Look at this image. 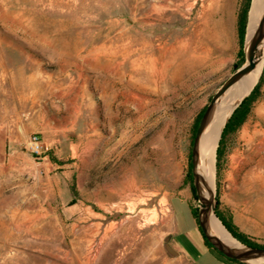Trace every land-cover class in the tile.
<instances>
[{
    "label": "rangeland",
    "instance_id": "rangeland-1",
    "mask_svg": "<svg viewBox=\"0 0 264 264\" xmlns=\"http://www.w3.org/2000/svg\"><path fill=\"white\" fill-rule=\"evenodd\" d=\"M241 2L0 0V264H189L165 250L171 205L184 223L181 198L198 209L193 130L238 63ZM262 65L213 179L219 212L258 245Z\"/></svg>",
    "mask_w": 264,
    "mask_h": 264
},
{
    "label": "water",
    "instance_id": "water-1",
    "mask_svg": "<svg viewBox=\"0 0 264 264\" xmlns=\"http://www.w3.org/2000/svg\"><path fill=\"white\" fill-rule=\"evenodd\" d=\"M253 0H251L250 9L251 11ZM244 64L234 71L217 89L214 95L211 97L209 104L205 108L204 114L200 119L198 124L191 149V173L192 182L194 190L198 201V213L197 220L198 226L207 240V242L219 253H221L225 258L236 261L239 264H264V248H254L248 245L242 244L237 239H235L228 230L224 227L222 222L219 220L216 211L218 207V200L216 197L215 189L210 190L208 188V182L201 172L200 168V144L205 130L210 124L218 103L222 100L228 91L239 81H241L245 76L250 74L261 62L264 63V9L260 15L257 26L255 27L252 34L248 35V23L246 26V34L244 41ZM263 66V65H262ZM255 86V85H254ZM254 87L242 97L233 107L230 109V114L227 117L218 142V148L222 132L224 127L234 111L241 105V103L250 95ZM216 156V155H215ZM215 218L219 221L224 231H226L235 241L233 243H225L222 241L212 230L211 221ZM171 236L165 239V250L170 256H175L176 252L170 246Z\"/></svg>",
    "mask_w": 264,
    "mask_h": 264
},
{
    "label": "bare ground",
    "instance_id": "bare-ground-1",
    "mask_svg": "<svg viewBox=\"0 0 264 264\" xmlns=\"http://www.w3.org/2000/svg\"><path fill=\"white\" fill-rule=\"evenodd\" d=\"M264 9V0H253L251 11L248 18V35L252 34L258 24L260 15ZM262 62L241 81L236 83L218 103L216 112L204 132L200 144V168L201 172L208 182V188L213 190V179L215 172V150L221 129L230 114V109L242 97L250 92L253 85L259 78ZM264 153V141L259 150ZM211 228L213 232L225 243L236 244V241L222 228L219 221L212 218ZM138 259V258H137ZM136 261V260H135ZM137 262V261H136ZM140 264H144V256L139 258ZM135 263V262H134ZM136 264V263H135Z\"/></svg>",
    "mask_w": 264,
    "mask_h": 264
},
{
    "label": "trees",
    "instance_id": "trees-1",
    "mask_svg": "<svg viewBox=\"0 0 264 264\" xmlns=\"http://www.w3.org/2000/svg\"><path fill=\"white\" fill-rule=\"evenodd\" d=\"M250 2L251 0H242V2L240 3V7H239V11H238V17H237V30H238V39H239V43H240V50L238 53V63L235 65L234 67V71H236L237 69H239L243 63H244V53H243V41L245 38V34H246V26H247V17H248V11L250 8ZM258 90V87H256L254 89V91L241 103V105L234 111V113L232 114V116L230 117V119L228 120V122L226 123L224 130L222 132L221 135V139L219 142V147L217 148V167L219 168L220 166V161L221 158L223 156V145H224V141L226 139V137L229 134L234 133L235 131H237L239 129V127L243 124V122L245 121L247 115L250 112V108L252 106V103L255 101V94ZM205 109H203L201 111V113L198 116V119L196 121L194 130H193V136H195L198 124L200 122V119L202 118L203 114H204ZM194 139V138H193ZM188 178L190 180L191 183V190L192 193L194 195L195 198L196 197V193L194 190V186H193V182H192V173H191V159L189 162V172H188ZM218 200V198H217ZM191 213L193 215V217L195 218L196 222L198 223L197 220V213H198V209L197 208H191ZM216 214L219 218V220L222 222V224L224 225V227L228 230V232L235 238L237 239L239 242H241L242 244L248 245L250 247H254V248H264V245H258L254 242H252L251 240H249V238L241 233L238 228L234 225L232 218L231 217H225L224 215H222L219 212V201H218V207H217V211ZM201 233V231H200ZM202 238L204 240L205 245L213 250L216 254H218L219 256H221L222 258L230 261V262H234L236 264V261L230 260L225 258L221 253H219L218 251H216L205 239V237L203 236V234L201 233Z\"/></svg>",
    "mask_w": 264,
    "mask_h": 264
},
{
    "label": "crops",
    "instance_id": "crops-1",
    "mask_svg": "<svg viewBox=\"0 0 264 264\" xmlns=\"http://www.w3.org/2000/svg\"><path fill=\"white\" fill-rule=\"evenodd\" d=\"M181 199L188 203L191 210L192 207L188 198ZM171 209L174 222V232L171 239L175 241L173 249L176 252V260L187 261L189 264H236L222 258L205 245L198 223L194 217L187 223L178 221L172 205Z\"/></svg>",
    "mask_w": 264,
    "mask_h": 264
},
{
    "label": "built area",
    "instance_id": "built-area-1",
    "mask_svg": "<svg viewBox=\"0 0 264 264\" xmlns=\"http://www.w3.org/2000/svg\"><path fill=\"white\" fill-rule=\"evenodd\" d=\"M28 149L34 160H36L37 166L41 167L42 166L41 157L43 154L44 145L38 135H32L30 137L28 143Z\"/></svg>",
    "mask_w": 264,
    "mask_h": 264
}]
</instances>
